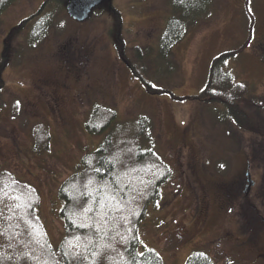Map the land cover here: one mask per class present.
<instances>
[{
  "label": "rangeland",
  "instance_id": "rangeland-1",
  "mask_svg": "<svg viewBox=\"0 0 264 264\" xmlns=\"http://www.w3.org/2000/svg\"><path fill=\"white\" fill-rule=\"evenodd\" d=\"M172 2L112 0L84 22L68 14L67 0L1 7L0 175L22 185L0 183V250L33 237L23 223L36 197L43 231L59 249L65 183L88 169L84 157L113 128L144 118L140 165L127 162L135 150H119L111 180L85 177V188L75 186L70 219L93 232L68 240L71 263L125 264L134 234L138 252L152 250L163 264H186L195 251L214 264H264V0H211L170 59L159 60ZM43 23L47 30L34 35ZM224 53L226 72L255 97L254 110L244 107V125L222 103L200 97ZM138 73L164 93H150ZM95 110L103 122L111 120L101 132L102 123H93L92 133L87 124ZM40 127L49 132L48 149L37 147ZM23 185L34 199L18 189ZM99 234L107 240L92 246ZM31 244L38 250L33 264H62L40 255L41 242Z\"/></svg>",
  "mask_w": 264,
  "mask_h": 264
},
{
  "label": "trees",
  "instance_id": "trees-1",
  "mask_svg": "<svg viewBox=\"0 0 264 264\" xmlns=\"http://www.w3.org/2000/svg\"><path fill=\"white\" fill-rule=\"evenodd\" d=\"M9 1L12 0H0V11L1 7ZM210 1L211 0H173V15L168 21L166 29L159 42V60L170 59L169 57L173 52V48L182 40L192 23L195 22L198 17H200L204 10H206ZM48 18L49 17H47L46 20H48ZM47 26H49V24L44 25L43 23L41 26L39 25L37 29L33 30V34L38 35L39 32L43 29H46ZM228 55L229 54L224 53L213 61L210 67L206 86L200 93V97L202 100H206L208 102L222 103L225 108L228 109V114L232 118H234L236 123L244 125L243 121H245V118L247 119L246 114H248L249 111L244 107H248L254 110L252 105L256 103L255 97L250 94V90L247 85L237 82L232 74H229L224 69L225 59L228 57ZM137 77L144 83L146 89L150 93H164L163 90H156V87H154L151 82L145 81L144 77L140 78L141 76L139 73ZM260 112L261 109H257L256 115L259 116ZM100 116L101 114H98V111L95 110L92 117L90 118L91 120L87 124V128L90 132H95L96 127L93 125V123H102L100 132L107 128L108 125H110L109 122L111 119H109L107 122H103V119ZM250 124L252 123H248V125ZM146 126V119L142 118L140 122L134 125V127H126L122 125L120 127L113 128V131L103 141L98 151H95L93 152V154L89 156L86 155L84 157V165L85 167L87 166L88 169H82V171L80 170L79 173L71 177L65 183L61 195L66 200V207L62 211V214L66 219V237L65 241L59 249H54L50 245L48 237L43 231L42 222L40 221L36 213V194L31 191L29 187H26V185H23L21 187L22 189L18 188L19 190L24 191V196L33 195V199L36 197L34 203L31 204L29 217L27 216V221L23 223V227L25 228L26 232L33 237H24L23 240L17 244V246L10 249L8 252L0 250V264H33V262L35 261L34 255H37V252L35 251L37 250L35 248V245L31 244L33 242H35L36 244L37 242H41L42 248L39 249V252L41 253L40 255L42 257H49L47 258L48 260L52 259L61 261L62 264H72V260H70L72 257L70 255L72 251L66 246L68 240H72L73 238H76L78 236L80 238H84L88 234V231H92L89 229H82L80 227H77L73 220L70 219V212L67 210V205L73 204V206H75L74 204L76 203L77 199L75 186L77 187V189H79L80 187L85 188V185L83 184L85 177H95L99 180H111V177L116 173L117 167L119 165V163L116 161L117 153H115L119 150H125V152L128 153L135 150V160L134 158L130 159L129 161L127 159V162L132 166L140 165L142 162L141 160L143 154L140 147V142L141 140L145 141L147 138L146 130H144ZM35 140L37 147L43 146L45 149H48L50 141L48 130L40 127L35 133ZM124 161H126V158H124ZM104 174H107L108 176L106 175V177H104ZM12 177L8 173L4 172L0 175V183L8 180L9 183L14 184V186L16 187L18 186L15 185V183L20 184V186L22 185V183L16 181L15 179L13 180ZM79 195H81L80 192ZM84 195L87 194H83L81 196L86 200L87 196ZM97 198L95 199L97 200ZM96 238L97 237H95L94 240ZM101 239L103 240L101 241ZM94 240H92L91 245L99 246L101 243L107 240V237L102 238L99 234V239L96 242ZM138 246L139 243L137 237L135 238L133 234L132 238L130 239L129 246L124 250L126 259L125 264H163L161 257L156 252L145 249L143 253L140 254L138 252ZM85 251L89 253L88 249H86ZM186 264L214 263L207 254L200 251H195L188 258Z\"/></svg>",
  "mask_w": 264,
  "mask_h": 264
},
{
  "label": "water",
  "instance_id": "water-1",
  "mask_svg": "<svg viewBox=\"0 0 264 264\" xmlns=\"http://www.w3.org/2000/svg\"><path fill=\"white\" fill-rule=\"evenodd\" d=\"M106 2L111 3L112 0H67L66 8L68 14L74 20L78 22H84L90 17L92 11L96 7H99ZM247 177H248V185L246 187L245 194L248 196L253 184L249 171L247 173Z\"/></svg>",
  "mask_w": 264,
  "mask_h": 264
},
{
  "label": "flooded vegetation",
  "instance_id": "flooded-vegetation-1",
  "mask_svg": "<svg viewBox=\"0 0 264 264\" xmlns=\"http://www.w3.org/2000/svg\"><path fill=\"white\" fill-rule=\"evenodd\" d=\"M243 199H245L244 197H242Z\"/></svg>",
  "mask_w": 264,
  "mask_h": 264
}]
</instances>
